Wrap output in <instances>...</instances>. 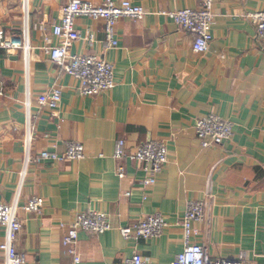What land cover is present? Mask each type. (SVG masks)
<instances>
[{"label":"crops","instance_id":"1","mask_svg":"<svg viewBox=\"0 0 264 264\" xmlns=\"http://www.w3.org/2000/svg\"><path fill=\"white\" fill-rule=\"evenodd\" d=\"M68 1L28 0L26 20L22 0H0V27L9 34L26 29L29 42L25 52L0 51V203L18 198L22 227L15 244L23 264H73L60 224L68 227L78 213L92 209L106 213L111 228L79 231L80 264H120L133 253L150 264H173L184 247L186 204L207 190L208 207L190 243L201 244L212 258L244 254L248 264H264V42L243 16L264 10V0H214L213 38L204 53L193 51L191 32L161 14L196 9L200 0H130L147 14L116 23L115 48L104 46L102 21L77 18L81 38L68 52L97 54L114 67V87L88 96L44 52L58 43L52 25ZM53 87L62 92L54 116L37 102ZM27 114L31 157L42 150L61 154L70 141L83 144L85 157L25 165ZM209 114L230 121L232 134L202 148L194 122ZM118 139L128 151L148 140L166 143L168 160L153 185L142 183L141 162L113 158ZM32 196L44 200L38 213L23 209ZM156 212L167 222L159 236H121L119 227ZM3 231L0 226V242Z\"/></svg>","mask_w":264,"mask_h":264},{"label":"built area","instance_id":"2","mask_svg":"<svg viewBox=\"0 0 264 264\" xmlns=\"http://www.w3.org/2000/svg\"><path fill=\"white\" fill-rule=\"evenodd\" d=\"M214 0H200L196 9H181L177 11L161 12L170 18L177 26L194 35L192 49L196 53L207 51L212 41L211 27L213 25ZM28 0H22V10L27 20ZM147 14L143 6L132 3L130 0H103L100 4H93L87 0H70L61 7L58 22L52 25V34L58 38L55 46H45L44 52L50 60L60 66L69 76L78 82L77 90L81 95H98L111 90L114 83V67L104 57L90 53H69L70 44L81 38L75 24L79 17H87L103 22L104 46L115 48L118 45L115 34V25L122 18L139 19ZM251 20L256 27L257 37L264 42V10H254L243 14ZM89 45L95 42L92 35L85 37ZM28 36L25 29L21 34H9L0 27V51L6 53L25 52L28 49ZM28 61V58H27ZM1 84H0V95ZM37 102L42 109H46L52 116L56 115L62 103V92L59 87H53L37 96ZM25 130V156L24 164L33 161L39 164L42 161L62 162L66 160H80L85 157V148L81 142L70 141L65 143L63 153L42 150L31 157V141L33 124L31 114H27ZM194 132L200 146L208 148L219 145L230 138L232 123L221 116L209 114L195 119ZM168 147L160 140H148L138 145L133 150H127L123 139H118L114 145L113 158L135 160L142 163L145 178L142 183L151 186L156 181V174L161 171L168 160ZM119 177L123 176L119 168ZM211 197L209 190L203 198L187 202L183 217L184 247L178 252L173 264H248L244 254L235 258H212L207 250L199 243H190L192 236L197 235L196 225L205 216L208 199ZM44 205L43 198L32 196L24 205L26 212H40ZM18 198L11 203H0V226L3 228V237L0 250L4 254V264H23V258L16 249V237L22 224L18 218ZM167 226L166 218L160 213H151L141 218L133 225L121 226L119 231L124 239H148L159 236ZM111 228L108 215L98 210H88L78 213L68 227L60 224L61 241L69 247L73 264H80V257L75 250L79 231L92 234H102ZM120 264H150L149 260L138 253H133L123 259Z\"/></svg>","mask_w":264,"mask_h":264}]
</instances>
